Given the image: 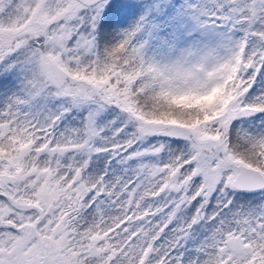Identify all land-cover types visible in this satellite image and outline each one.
I'll return each mask as SVG.
<instances>
[{"label": "snow or ice", "instance_id": "obj_1", "mask_svg": "<svg viewBox=\"0 0 264 264\" xmlns=\"http://www.w3.org/2000/svg\"><path fill=\"white\" fill-rule=\"evenodd\" d=\"M0 264H264V0H0Z\"/></svg>", "mask_w": 264, "mask_h": 264}]
</instances>
